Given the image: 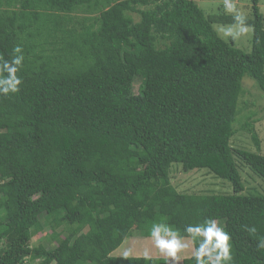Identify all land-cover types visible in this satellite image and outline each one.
Returning a JSON list of instances; mask_svg holds the SVG:
<instances>
[{
  "label": "trees",
  "instance_id": "trees-1",
  "mask_svg": "<svg viewBox=\"0 0 264 264\" xmlns=\"http://www.w3.org/2000/svg\"><path fill=\"white\" fill-rule=\"evenodd\" d=\"M259 3L246 52L219 35L233 23L222 5L0 0V56L18 44L25 56L20 91L0 96V264H169L113 254L154 222L182 231L208 217L230 233L232 264H264V191L241 173L264 183L254 111L240 129L258 151L233 142L245 78L264 99ZM178 167L207 169L232 192H180Z\"/></svg>",
  "mask_w": 264,
  "mask_h": 264
},
{
  "label": "clouds",
  "instance_id": "clouds-1",
  "mask_svg": "<svg viewBox=\"0 0 264 264\" xmlns=\"http://www.w3.org/2000/svg\"><path fill=\"white\" fill-rule=\"evenodd\" d=\"M223 7L226 13L232 14L233 23L220 28L224 37L236 40L246 36L252 31V25L247 23V15L237 7L236 0H223ZM25 56L21 45H15L9 59L0 56V96L7 97L20 91L23 80L17 75L23 68ZM246 230L255 232V227ZM154 247L160 254L171 258V262L179 260V254L188 247L186 241L191 240L195 245L193 259L195 264H232V244L231 235L220 225L219 222L211 217L205 218L202 222L188 223L183 230L175 228L165 222H154L149 229ZM183 233V234H182ZM258 247L264 248V239ZM125 257L129 252H125ZM145 260H150L148 250L143 253Z\"/></svg>",
  "mask_w": 264,
  "mask_h": 264
},
{
  "label": "rangeland",
  "instance_id": "rangeland-1",
  "mask_svg": "<svg viewBox=\"0 0 264 264\" xmlns=\"http://www.w3.org/2000/svg\"><path fill=\"white\" fill-rule=\"evenodd\" d=\"M200 6L207 13H219L220 6L223 7V0H197ZM237 7L243 11L246 15L250 14L251 11V0H236ZM261 12L264 14V0H260ZM223 11H225L223 9ZM219 35L225 39L229 40V37H224L220 32V28L228 25H215ZM237 46L246 51L250 52L252 49V31H250L246 36L236 39ZM245 90L246 94L243 97V100H246L249 104L245 105L246 109L243 111L240 117V123H237L236 126L239 129V132L234 137L233 142L234 146L238 148H247L252 151H258V148L252 139L251 134L245 130H241V126L245 124L243 118L244 114H247L249 111H254V125L256 132L260 141V151L264 154V99L260 98V92L257 90V85L255 87V82L250 78H245ZM244 79V80H245ZM137 92V88L135 89ZM244 105V103H242ZM242 106L241 110L245 108ZM176 167V166H174ZM242 176L246 182L248 188H257L261 191H264V183L259 178L253 176L251 172L247 169H241ZM172 182L180 192L186 193H198V194H228L232 192V186L228 181H225L221 178L216 177L214 174L210 173L207 169H196L191 172H184L181 167L175 168L172 173ZM45 234L36 237L34 243L39 245L40 242H43ZM189 247L182 253L179 254V260L171 262V264H183V261L186 258L193 256L195 245L191 240L186 241ZM145 250H148L150 257L153 258H166L170 261L171 258L165 257L160 254L159 250L154 247V243L149 238H142L140 236L127 239L124 244L114 252L116 257H125V252H129V256L143 257Z\"/></svg>",
  "mask_w": 264,
  "mask_h": 264
}]
</instances>
